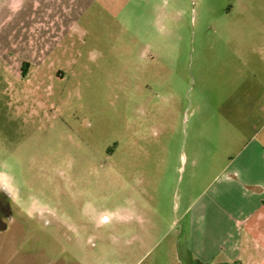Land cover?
Wrapping results in <instances>:
<instances>
[{"label": "rangeland", "instance_id": "374dc122", "mask_svg": "<svg viewBox=\"0 0 264 264\" xmlns=\"http://www.w3.org/2000/svg\"><path fill=\"white\" fill-rule=\"evenodd\" d=\"M181 2L0 0V247L21 264H179L229 58L264 59V0Z\"/></svg>", "mask_w": 264, "mask_h": 264}, {"label": "crops", "instance_id": "0c3cea01", "mask_svg": "<svg viewBox=\"0 0 264 264\" xmlns=\"http://www.w3.org/2000/svg\"><path fill=\"white\" fill-rule=\"evenodd\" d=\"M181 1L170 0L172 10ZM192 1L195 8L207 5V0ZM233 11L232 4L222 9ZM229 61L239 64L229 66L234 70L216 106L220 118L212 120L208 136L213 176L199 194L177 205L179 264H264V59ZM10 215L0 214V233L9 227ZM4 247L0 264H21L15 238L7 252Z\"/></svg>", "mask_w": 264, "mask_h": 264}]
</instances>
